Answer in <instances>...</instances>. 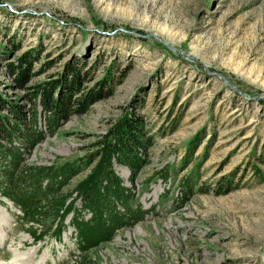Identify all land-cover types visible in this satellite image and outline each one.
<instances>
[{
    "label": "rangeland",
    "instance_id": "obj_1",
    "mask_svg": "<svg viewBox=\"0 0 264 264\" xmlns=\"http://www.w3.org/2000/svg\"><path fill=\"white\" fill-rule=\"evenodd\" d=\"M29 50L37 55L24 88L75 62L83 87L102 80L110 93L51 128L39 113L44 139L25 165L86 160L134 114L148 138L141 165L135 175L115 159L112 168L142 213L80 253L72 212L59 241L34 242L0 196V264H264V0H0V93L25 106L6 64ZM97 160L57 197H76ZM187 176L194 186L184 196ZM229 180L233 188L217 194Z\"/></svg>",
    "mask_w": 264,
    "mask_h": 264
},
{
    "label": "trees",
    "instance_id": "obj_2",
    "mask_svg": "<svg viewBox=\"0 0 264 264\" xmlns=\"http://www.w3.org/2000/svg\"><path fill=\"white\" fill-rule=\"evenodd\" d=\"M36 55L34 50H29L14 63L6 64L16 84L25 89L29 106L0 93V195L19 207V223L35 241L45 235L59 238L65 228L64 220L72 212L70 223L75 229L80 253H85L111 241L120 228L136 221L142 213L140 205H132V192L116 175L112 159L129 167L131 174L135 175L142 161L140 147L148 144V138L144 137L139 124L136 125L134 114H128L117 120L109 133L97 141L96 151L86 160L26 166L24 154H29L44 139V131L39 129L37 121L39 113L47 127L51 128L73 114L84 113L89 106L110 93L102 80L93 87H83L85 72L77 68L75 62L66 64L59 78L24 88L31 75V61ZM201 137L196 135L190 141L185 164ZM94 157H98L95 167L76 186V197L70 200L68 197H57L67 179L87 166V162L90 163ZM190 176L181 182L184 196L193 191L194 183ZM228 183L225 190H220V181L216 193L229 192L233 183L231 180ZM76 198L80 199V208L75 206ZM84 211L90 213L86 219ZM34 223L41 225L39 230L33 226Z\"/></svg>",
    "mask_w": 264,
    "mask_h": 264
}]
</instances>
